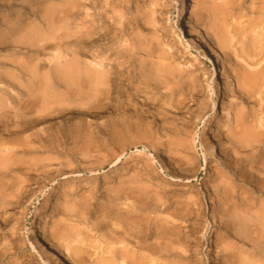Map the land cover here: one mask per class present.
<instances>
[{
  "label": "rangeland",
  "instance_id": "rangeland-1",
  "mask_svg": "<svg viewBox=\"0 0 264 264\" xmlns=\"http://www.w3.org/2000/svg\"><path fill=\"white\" fill-rule=\"evenodd\" d=\"M177 1L0 0V264H61L36 224L73 264H264V0H193L220 82Z\"/></svg>",
  "mask_w": 264,
  "mask_h": 264
},
{
  "label": "bare ground",
  "instance_id": "bare-ground-1",
  "mask_svg": "<svg viewBox=\"0 0 264 264\" xmlns=\"http://www.w3.org/2000/svg\"><path fill=\"white\" fill-rule=\"evenodd\" d=\"M192 2H193V0H178L177 1V7H176V11H175V22L181 27L182 30L185 31V35H186L187 40H188L187 41L188 42V46L191 47V48H195L197 50V52H198V56H197L198 57V60L201 63H206L207 64V71L206 72L213 74L215 76V79H217V81L220 82L221 81V76H220V73L218 72V66H217L216 60H215V58L213 56L212 49L208 45V38H207L206 32L200 26L195 25L192 22V20H191ZM113 11H115V10H113ZM60 47H61V45H57L55 48H56V50H59ZM149 56H150V54H149ZM122 73H123V70L117 64L114 65V67L111 70H107V71H105L104 69L102 70V69H98V68L90 69L89 70L88 74L86 75V79H87V82L86 83H88V87H89L88 88V96H89L88 105H89L90 108H93L96 105V102L99 101L100 98L102 99V97L104 98L105 95H107L108 89L106 88V84L108 82H111L112 85H114V86H115V83L116 84H119L120 83L119 80L122 79V78H120L121 75H122ZM68 77L73 78L72 75H70V74L68 75V73L64 74V78H68ZM221 83H223V87L225 89L227 88V86H229V87H234L235 86V84H234L231 76L228 75V74L225 75V82H221ZM78 84H79V82L77 83V85ZM219 99H220L219 100L220 105L214 104V106H213V112L211 114V119H214V120H216L220 116L221 111H225L226 108H227L226 107L225 98L223 96V91H221L220 96H219ZM44 119H45V117H36V118L34 117V118H30V119H28V118H22V120L20 121V123L22 124L21 130L14 131L12 133H15V134H17V135L20 136L25 131H27V128L29 129V127L35 125L38 122H42ZM231 120H232L231 114H230V112H228V121H231ZM205 130L209 131V127L207 126V124L205 126ZM251 135H252V133H251ZM256 137H257V135H256ZM16 140L18 141V139H16ZM30 141H31V139H30ZM204 144L206 146L207 153L210 156L216 157V158H221V155H220L221 154V151H220L217 143L212 139L211 136H209V134L207 132H205V135H204ZM25 145H27V144H25ZM0 147H1L0 148V154L2 153V151L3 152H10V150H13V148H11L7 144V141L0 142ZM249 155L252 156V158H256L258 156L257 153H252V152ZM161 160H162L163 163L169 162V156H168V154L167 153H163V155L161 156ZM35 226H36V230H35V236H34V238L41 245V247L43 248V250L49 252L51 254V256L55 260H57L59 263H61V264H73L70 256L67 257L54 243H52V241L49 238H47L44 235L43 230H42V227L38 226L37 224ZM125 246H128V245H125ZM150 249H151V251H155V252H159L160 251V252L163 253V250H161L163 248L160 249L159 247H152ZM145 250L143 252H145ZM146 252H147V250H146ZM164 252L167 253L168 250L166 248H164ZM144 254H147V253H144ZM138 258H140V257H138ZM133 259H135V258H133ZM143 260H145V259H143ZM138 261H136V262H138ZM150 264H152V263H150Z\"/></svg>",
  "mask_w": 264,
  "mask_h": 264
}]
</instances>
